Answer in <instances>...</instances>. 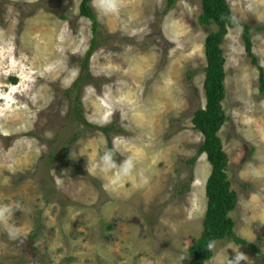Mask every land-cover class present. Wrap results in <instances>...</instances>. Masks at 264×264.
Listing matches in <instances>:
<instances>
[{
	"label": "rangeland",
	"instance_id": "1",
	"mask_svg": "<svg viewBox=\"0 0 264 264\" xmlns=\"http://www.w3.org/2000/svg\"><path fill=\"white\" fill-rule=\"evenodd\" d=\"M227 2L251 23L264 67V0ZM80 3L0 0V203L31 208L13 217L23 243L0 228V264H189L212 168L197 155L203 135L192 118L206 103L204 44L216 25L200 23L201 0H124L94 36ZM242 34L230 27L222 43L220 137L238 193L235 233L264 253V93ZM94 37L93 81L77 88ZM76 104L96 127L77 120ZM114 141L117 164L136 161L132 174L87 171ZM233 248L248 257L240 264H264L230 236L215 241L209 263L226 264Z\"/></svg>",
	"mask_w": 264,
	"mask_h": 264
},
{
	"label": "trees",
	"instance_id": "2",
	"mask_svg": "<svg viewBox=\"0 0 264 264\" xmlns=\"http://www.w3.org/2000/svg\"><path fill=\"white\" fill-rule=\"evenodd\" d=\"M175 0H168L171 7ZM202 12L199 21L202 25L215 24L216 28L209 32L205 38V78L204 92L206 103L204 107L195 110L192 123L195 129L203 135V142L198 148L197 155L206 154L208 161L212 165L211 172L206 181L207 209L203 218V229L200 236L191 244L189 252L191 259L189 264H210L209 261L214 255V251L209 250L210 241L222 240L230 236L237 243L249 244L255 251L259 252L264 260V253L257 248L256 244L235 233V221L231 217V212L235 210L238 202V193L232 188L228 178L227 168L229 157L224 149L220 130L227 120V115L223 107V100L226 97V57L222 48V43L229 28L241 26L243 29V39L247 55L251 57V62L258 68L259 90L264 93V67L259 63L257 55L253 52L252 25L249 22H239L232 14L227 0H201ZM80 14L87 17L92 22V32L94 36L99 33V18L91 4V0H81ZM264 28L258 27V29ZM95 37L91 48L86 52L81 60V73L75 80L74 86L79 88L87 82L93 81L89 67V58L95 48ZM78 121L86 125L96 127L91 124L84 114L80 104L73 108ZM112 126H100V130L106 134L113 129ZM196 156L188 160L190 164L195 163ZM187 188V186H186ZM185 188H183L184 191Z\"/></svg>",
	"mask_w": 264,
	"mask_h": 264
},
{
	"label": "clouds",
	"instance_id": "3",
	"mask_svg": "<svg viewBox=\"0 0 264 264\" xmlns=\"http://www.w3.org/2000/svg\"><path fill=\"white\" fill-rule=\"evenodd\" d=\"M92 6L98 12V18H103L108 15L119 14L121 8L124 6V0H91ZM120 151V146L113 142V146L99 155L98 162L95 165L87 166V171L92 174L97 172L107 174L111 171H116L118 175L123 178L132 174L136 161L132 157H128L117 164L115 155ZM264 174L257 175L261 178ZM59 184V182H57ZM23 212L25 214L31 213V208L26 206L21 201H11L8 203H0V228H2L8 235L10 240H20L23 237L21 228L13 222L15 213ZM215 241H210L208 244L209 250L214 249ZM234 256L226 260V264H240L241 261H247L248 257L245 253L233 248ZM181 259H184L182 257Z\"/></svg>",
	"mask_w": 264,
	"mask_h": 264
}]
</instances>
